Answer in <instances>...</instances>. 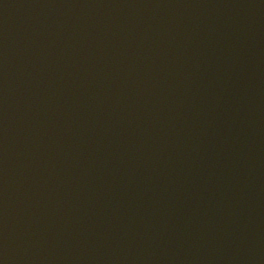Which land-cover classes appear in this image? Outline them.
<instances>
[{
	"label": "water",
	"instance_id": "water-1",
	"mask_svg": "<svg viewBox=\"0 0 264 264\" xmlns=\"http://www.w3.org/2000/svg\"><path fill=\"white\" fill-rule=\"evenodd\" d=\"M0 264H264V0H12Z\"/></svg>",
	"mask_w": 264,
	"mask_h": 264
}]
</instances>
